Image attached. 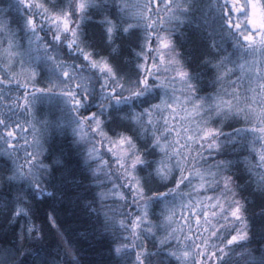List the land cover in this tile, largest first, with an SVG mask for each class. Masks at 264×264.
<instances>
[{
    "label": "snow or ice",
    "instance_id": "snow-or-ice-1",
    "mask_svg": "<svg viewBox=\"0 0 264 264\" xmlns=\"http://www.w3.org/2000/svg\"><path fill=\"white\" fill-rule=\"evenodd\" d=\"M8 8L0 264H82L65 204L103 264H264V0Z\"/></svg>",
    "mask_w": 264,
    "mask_h": 264
},
{
    "label": "trees",
    "instance_id": "trees-1",
    "mask_svg": "<svg viewBox=\"0 0 264 264\" xmlns=\"http://www.w3.org/2000/svg\"><path fill=\"white\" fill-rule=\"evenodd\" d=\"M222 2L223 0H221V3ZM14 3L15 0H0V16H3L4 12L9 11V4ZM162 7L163 5L161 4V8ZM11 14H15L14 9L11 10ZM161 14L163 15V12H161ZM89 31L93 30L89 28ZM47 208V203L38 206L37 223L44 220V212ZM58 211L61 223L67 230V235L77 241L82 264H103L104 261L109 259V243L107 240L93 239L91 235H88L87 238H81L80 234L85 233L90 228L87 218L83 217L78 210L73 209L66 204L61 205L58 208ZM0 243H2V241H0ZM41 246L46 248L53 258L59 259L56 251V244L51 239L32 244L29 247L38 248Z\"/></svg>",
    "mask_w": 264,
    "mask_h": 264
},
{
    "label": "rangeland",
    "instance_id": "rangeland-1",
    "mask_svg": "<svg viewBox=\"0 0 264 264\" xmlns=\"http://www.w3.org/2000/svg\"><path fill=\"white\" fill-rule=\"evenodd\" d=\"M91 32V31H90Z\"/></svg>",
    "mask_w": 264,
    "mask_h": 264
}]
</instances>
